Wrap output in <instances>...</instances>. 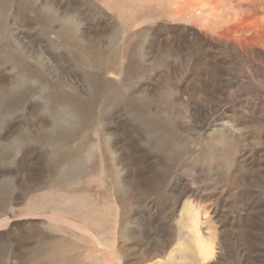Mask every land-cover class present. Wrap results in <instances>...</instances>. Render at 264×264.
<instances>
[{
  "label": "rangeland",
  "instance_id": "1",
  "mask_svg": "<svg viewBox=\"0 0 264 264\" xmlns=\"http://www.w3.org/2000/svg\"><path fill=\"white\" fill-rule=\"evenodd\" d=\"M111 262L264 264V0H0V264Z\"/></svg>",
  "mask_w": 264,
  "mask_h": 264
},
{
  "label": "bare ground",
  "instance_id": "2",
  "mask_svg": "<svg viewBox=\"0 0 264 264\" xmlns=\"http://www.w3.org/2000/svg\"><path fill=\"white\" fill-rule=\"evenodd\" d=\"M202 251H203V250H202ZM111 255H112V254H111ZM82 256H83V255H82ZM77 258H78V257H77ZM108 259H109V258H108ZM164 259H165V258H164ZM78 261H79V259H78ZM110 261H111V259H110ZM110 261H109V262H110ZM71 262H73V261H71ZM78 263H79V262H78ZM111 264H112V262H111Z\"/></svg>",
  "mask_w": 264,
  "mask_h": 264
}]
</instances>
